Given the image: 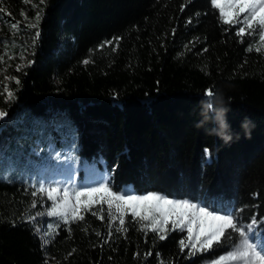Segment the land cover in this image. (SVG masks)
Wrapping results in <instances>:
<instances>
[{"label":"trees","instance_id":"trees-1","mask_svg":"<svg viewBox=\"0 0 264 264\" xmlns=\"http://www.w3.org/2000/svg\"><path fill=\"white\" fill-rule=\"evenodd\" d=\"M0 7V110L7 113L0 159L28 123H67L81 158L103 161L116 193L132 185L137 196L235 210L243 225L264 220L259 35L238 36L240 25L225 24L210 0H0ZM38 185L0 173V264H207L239 243L233 233L191 255L181 251L183 231L159 240L162 233L131 215L120 225L92 206L83 220L52 218L45 246L28 220ZM256 232L264 240V226Z\"/></svg>","mask_w":264,"mask_h":264},{"label":"snow or ice","instance_id":"snow-or-ice-1","mask_svg":"<svg viewBox=\"0 0 264 264\" xmlns=\"http://www.w3.org/2000/svg\"><path fill=\"white\" fill-rule=\"evenodd\" d=\"M43 4L45 0H40ZM211 4L215 8L220 10V15L224 18L225 24H231L233 18L237 17L236 23L240 25L237 29L238 36H244L246 34H257L261 41H264V0H210ZM225 2L228 4L230 10L225 11ZM4 9L0 7V13H3ZM248 13L240 17V14ZM10 15V13H8ZM39 12L37 13L35 20L38 22L40 19ZM191 22V21H189ZM255 25V27H254ZM32 27H36V24H32ZM11 27L16 28V24H12ZM246 28L251 32H246ZM40 33L37 31L36 36ZM251 50V49H250ZM260 51V49H256ZM29 64L32 61L28 62ZM84 63H88L87 60ZM19 71V67L17 68ZM18 83V81H17ZM204 95L209 97V108L212 107V99L215 97L213 89L209 88L205 90ZM13 94L8 93V99L11 100ZM7 113L0 110V119H3ZM205 154L210 155L209 150L205 149ZM107 181L101 180L98 187H92L87 185H81L79 191H75V204L72 206L71 212L69 213L70 191L68 188L63 189V199L59 202H55L54 193H57L58 189L53 187L45 189L43 184L40 185L39 191H47L49 200H54L52 208L47 212L48 216L60 217L63 222L67 224L69 222V216L72 220H83L84 216L81 214V209L91 211V206L94 203H101L106 199L108 207L111 208L115 203L117 208H129L132 210L133 217L141 215L137 211V206L144 205L148 211L141 216V219H149V213L151 210H155L160 213L159 218H154L152 221V231L160 234L159 240L166 238L167 225L171 217H176L172 220L173 228H182L186 223L188 225L187 232L188 236L192 237L194 234L193 224H197L198 227L195 231V243L186 244L183 240L180 241L181 251L186 247H191V255H195L197 251H205L214 247L215 244H219L224 240L232 238V234L235 233L239 241L235 245L236 251L229 253V256L233 260H239L241 264H264V241L257 242L258 237L256 236V228L258 226H264V220L252 217L247 225L240 224L238 218L235 215V210L232 212L224 211L220 214L219 210H209L207 205H197L196 203H190L187 200H170L156 193H148L147 195H132L127 192L119 194L113 192L106 186ZM95 194H102L100 200L94 201L92 197ZM33 196L36 192L32 193ZM81 197H87L86 200H81ZM163 206H169L171 211H166ZM96 213L93 212V215ZM37 215H44V213H38ZM30 221L34 223L36 217H29ZM103 219V217H101ZM211 221V223H208ZM120 223L124 221L121 219ZM52 225L47 226L48 230L43 232L45 237L51 236L53 233L50 231ZM40 231L39 228L34 229ZM99 235V233H97ZM47 239L42 240L43 244H46ZM71 254V253H70ZM151 255V253H147ZM159 255V254H158ZM224 257H220L222 261ZM220 261H214L213 264H220ZM47 264V262H46Z\"/></svg>","mask_w":264,"mask_h":264},{"label":"rangeland","instance_id":"rangeland-1","mask_svg":"<svg viewBox=\"0 0 264 264\" xmlns=\"http://www.w3.org/2000/svg\"><path fill=\"white\" fill-rule=\"evenodd\" d=\"M230 8L225 2V11H229ZM249 15L248 13L240 14V17ZM237 17L233 18V22L236 23ZM237 24V23H236ZM239 25V24H238ZM255 27V25H254ZM249 29L246 28V32ZM264 31V29H262ZM28 58L25 59V62ZM7 116V115H6ZM5 116V117H6ZM4 117V118H5ZM3 118V119H4ZM3 119H0V123ZM28 123L27 127L18 131L17 135L12 136V142L9 148L5 150L6 156L0 159V173L5 178L15 181H23L25 183H31L32 185L39 182L36 186V192L39 194V200L34 202L31 211L28 213L29 217L35 216L36 219L34 223L38 224L40 229L39 233L42 240L47 239L45 246L49 244V238L43 235V232L47 229L49 224L52 225L50 231H52L55 226L51 223V219H56L57 221L64 223L63 219L60 217H51L47 215V212L51 210L52 205L55 202H59L63 199V189L68 188L70 191L69 213L71 212L72 206L75 204V191H79L81 185H87L92 187H98L101 180H106V186L113 191L109 185L110 175L105 169L100 168V163L104 166L105 164L101 160L94 162H88L83 160L79 154V137L78 133L69 124H59L58 122H51L47 120H42L35 129L30 127L32 124ZM31 134V136H30ZM43 184L44 188H57V193H54V200H49L47 196V191L40 192V185ZM114 192V191H113ZM129 193L134 194V189L132 185L124 186L123 190L119 194ZM102 194H95L92 199L94 201L100 200ZM87 197H81V200H86ZM92 206H99V212L108 213V216L112 223H120L122 219L125 222L127 216L132 215V210L129 208H117L114 203L111 208L108 207L106 199L101 203H94ZM91 206V207H92ZM166 211H171L169 206H163ZM84 209H81V213ZM137 211L141 215L135 216L133 218L139 220L141 224L152 230V221L154 218H159L160 213L154 209L149 213V219H141V216L145 214L146 207L144 205L137 206ZM38 213H44V215H37ZM176 217H171L169 224L166 226L169 231L180 230L185 232L184 242L186 244L195 243V231L198 227L197 224H193L194 234L192 237L188 236L187 228L188 225L185 223L182 228H173L172 220ZM71 217L69 216V224ZM32 222V221H30ZM211 223V221H208ZM65 224V223H64ZM163 234V233H162ZM258 237L257 242L264 241L262 236L255 232ZM192 252L191 247H186ZM210 250V249H209ZM207 251V250H205ZM236 247L233 248L231 252H235ZM204 251H197L196 253H202ZM195 253V254H196ZM229 253L221 256L224 257L220 261V257L213 261H209L207 264H213L214 261H220V264H241L239 260H233ZM264 254V253H262Z\"/></svg>","mask_w":264,"mask_h":264}]
</instances>
